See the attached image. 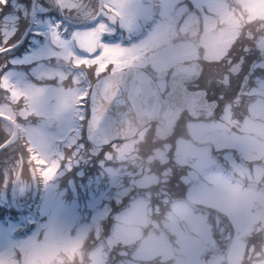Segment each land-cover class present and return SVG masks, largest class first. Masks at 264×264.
<instances>
[{
    "label": "rangeland",
    "instance_id": "rangeland-1",
    "mask_svg": "<svg viewBox=\"0 0 264 264\" xmlns=\"http://www.w3.org/2000/svg\"><path fill=\"white\" fill-rule=\"evenodd\" d=\"M60 1L62 12L76 10L77 17L73 16L75 19L89 18L96 12L94 8H90L93 1L88 3H84V0ZM155 1L106 0L108 10L104 13L111 11L118 14L126 30L135 33L141 29V22L143 26L147 17H152L156 8ZM174 1L176 0H163L161 11L164 19L154 26L148 37L129 47L134 49L138 45V50H145L146 45L155 42L154 40L150 42L152 39H158L156 41L158 46H163L166 38L170 39L171 46L168 49L161 47L160 50L148 53L141 50L139 56L135 57H130L138 53H132L135 50L132 51L131 48L124 50L121 54L128 52L130 55L126 59L130 57L131 63L143 65L151 62L156 69H159L177 58L191 60L203 57L214 61L219 56L226 55L239 30L237 25L242 19L247 22L264 19V0H238L239 4H234L235 6L238 5L240 9L241 6L248 7L245 16L236 14L241 12L239 8L235 9L236 13L234 12L230 1L237 2V0H192L197 6L195 10H189L184 0H177L175 4ZM37 5L35 24L33 23L30 37L26 41L32 40V33L36 31L53 38V43L37 46L24 56L14 54L17 49L1 53L0 69L8 61L15 65L17 63L23 65L25 61L31 62L37 59L39 63L37 66L34 63V72L38 77L56 75L61 77V72L50 67L47 62L53 54L67 57L69 53L67 48L59 49L63 50L60 53H57L59 50L55 51L54 45L58 41L56 32L49 20L44 18L46 16L40 11V4ZM160 6L162 3L158 2V8ZM19 7H12L11 11L25 9L27 14L26 6ZM147 9L149 12H145ZM43 10L47 12L48 7ZM138 10L142 12L141 16ZM16 24V19H3L4 38H0V49L15 40L14 35L18 34L15 31ZM20 26L18 29H21ZM92 32V35H89L90 43L85 37L88 35L86 32L79 30L75 32L84 48L94 47V39L98 33L96 30ZM176 41L183 49L174 46ZM256 44L255 48H264V34L257 35ZM103 54L88 62H95L99 70H106L109 56L107 52ZM82 60L80 59L79 62ZM255 65L264 66V59L256 62ZM17 68L5 70L11 74L10 77L0 76V113L11 118L18 115L26 118L34 109L41 114L55 113L60 117L62 113L57 106L63 105L64 102L70 104L71 90H63L65 94L60 97V90L45 88L50 90L46 93L50 98L47 99L48 104H46L42 100L43 96L33 97V92L39 91V88L33 87L31 84L34 82L27 80L20 67ZM220 74V68L218 71L211 70L210 74L207 73L209 76L212 75L211 77H218ZM213 80L221 81V79ZM253 80L255 82L250 88L245 87L242 95L232 99L234 105L243 104L250 110V114L244 120L238 121V117L232 116L229 102L227 109L222 112L218 120H212L210 123H187L189 136L178 133L174 144L160 143L153 149L148 147L149 152L144 158L138 155L137 146L146 149L143 138L148 129L140 131V136L138 135L134 140L113 142L107 149L113 148L114 151L105 150L103 153L96 151V154L102 153L98 161L99 169L86 179L85 186L81 181H72L71 187L75 196L69 199L63 198L65 192L60 187L56 189L57 184L51 179L70 168L78 170L83 166L84 162L81 161H84V157H79L82 144L76 148H64V143L61 142L62 138L71 142L73 135L68 133L73 124L64 119L56 129L48 130L40 123L37 125L19 123L18 131L22 133V137L19 136L0 155V173L5 174L4 181L0 182V205L18 209V206L27 203L21 211L2 209L9 222L3 224L0 221V264H72L75 260L81 261L83 256H86V264H155L156 262L200 264L202 258H205L207 264H264V243L255 247L251 244L247 254H243L245 243L248 241L247 234L264 230V192H257L264 190V182L261 180V175L264 174L262 169L264 168V74ZM23 90L27 91L29 97L32 95L30 97L32 101L24 104L21 102L23 105L16 106ZM30 106L32 109L29 108ZM69 108L71 109V106ZM65 118L71 121L69 115ZM11 132L12 129L7 122L0 118L2 137H8ZM190 137L201 141L202 144L195 143ZM204 142L206 143L203 144ZM91 145L94 149H100L102 141L91 136ZM212 145L215 149H227L221 153L223 160L218 159L211 151ZM229 148H235L234 155L241 158V164L236 161ZM16 151H21L32 164L38 162L37 168L44 183L43 187H46L39 204L28 199L27 181L23 182L19 190L20 197L13 198L12 186L9 185L8 189L6 178L8 174L10 178L15 176L16 171V168L9 171L8 166L16 163ZM169 152L173 155L175 164L183 163L189 167L181 178L185 181L183 183L180 174L177 173L180 169L176 168L172 171L168 168L171 165L175 166L173 162L166 165ZM252 158L260 159L252 162L246 160ZM156 164L162 165L160 177L163 179L175 177L178 184L174 186V191L181 192L178 196L186 193V205L179 200L173 203V211H168L167 208L164 210L163 206L151 204L149 194L132 193L127 204L114 212L110 232L106 234L105 242L101 243L100 237L103 236L101 234L106 231L101 221L109 212V198L114 197L122 201V196L129 191V188L156 184L158 173L153 172L155 170L153 165ZM76 184L80 186L82 184L85 195L77 194ZM167 191L171 192V188H167ZM159 192L162 193L159 197L164 199L165 191L160 189ZM156 200V203L160 202L158 198ZM188 206L194 211L206 209V215H196ZM162 208L164 213L160 212ZM214 209L223 213L225 223L217 216ZM12 214L18 221L9 218L8 215ZM154 214L157 215L153 217ZM207 215L217 216L215 224L219 226L221 235L229 245L231 244L227 250V246L223 247L220 244L222 241L215 238L212 222L208 220ZM3 222L5 223L6 220ZM24 233L27 235L23 236ZM221 235L219 237L222 239ZM244 237H247V241ZM95 242L96 245L84 255L82 244L92 245Z\"/></svg>",
    "mask_w": 264,
    "mask_h": 264
},
{
    "label": "flooded vegetation",
    "instance_id": "flooded-vegetation-1",
    "mask_svg": "<svg viewBox=\"0 0 264 264\" xmlns=\"http://www.w3.org/2000/svg\"><path fill=\"white\" fill-rule=\"evenodd\" d=\"M104 1L106 2V0ZM88 2H90V0H84V3H88ZM175 3H177V0L174 1V4ZM163 4L164 2H162L161 8H163ZM106 5L107 2L104 6ZM94 7L97 8L95 3L94 5L92 4L90 8L93 9ZM139 9L142 10L140 7ZM106 10H108L107 6L106 9L104 8L103 17L101 21H98L93 26L87 28H76V29L70 28V31L72 32L70 33V31H68L69 34L67 40L69 43L57 37L58 41L55 43V48H54L55 51H58L59 49L67 48L69 53L67 57H61L58 56V54L57 55L53 54L56 61V65L53 69H57L58 71H60L62 76L64 74L63 77L56 75L52 77L54 79H33L35 80V82L31 85L35 88H39V91L35 90L33 92L32 94L33 97L43 96L42 100L45 102L46 101L48 102L47 99L50 100V98H48L46 95V93L50 91L45 89L47 87L52 89L56 88L58 89V91L60 90L62 92L61 93L59 91L60 97L62 94H65L63 93V90H67V89L71 90V94L69 95V98H71L72 100L70 101V104L64 102L62 103L63 105L60 104L57 106L58 110H61L62 113L60 117L55 113L54 114L48 113L45 115V117L55 116L57 118L56 128L60 124H62L64 119L67 120L69 123L73 124L69 131L75 130L76 127H80L82 124H85V118L86 116L89 115V101H90L92 86L94 81L98 79L100 76L110 72H116L123 69L141 66V65L133 64L129 61L130 57L139 56L138 45H136L134 49L129 47L132 44H137V42H134L133 40V36L137 31L135 33L128 32L126 28L123 26L120 16H118V14H115L111 11L108 13H104ZM140 10H138L139 16H141L142 14ZM145 12H149L148 9L145 10ZM64 14L69 19L77 17L76 10L73 9L68 10V12H65ZM94 15L89 18L86 17L78 18L77 21L90 20L94 17ZM161 15L163 16L162 12ZM55 16L57 17L58 15L54 13V17ZM157 23L158 22H156L155 20L151 19V17L148 16L143 26L141 22L140 30H144L147 27L154 28V26ZM261 27L263 28L264 24H262ZM77 30L84 31L88 34L85 35L88 43L91 42L89 40V35H92L93 30L97 31L98 34L97 37L94 39V47L92 49L84 48L85 46L81 43L80 37L76 36L77 34H75ZM247 31L250 32V28H247ZM37 34L38 32H36V35ZM56 35L59 36L58 34ZM153 40L155 41L154 43L149 45L145 44L146 49L149 50L155 46H158V44L156 43L158 39H153ZM164 45L168 47L171 46L169 38H166ZM174 46L179 48L180 50L183 49L182 45H179V42L177 41L174 43ZM130 48L132 49V51L135 50V52L132 53H137V52L138 53L131 55L128 59H126V57L129 56L130 54L128 52L126 54H121V53L124 50H129ZM62 51L63 50H59L57 53H60ZM103 52H107L109 56V58L107 59L108 61L106 63L107 69L99 70V68L97 67V63L95 62L91 63L88 61H90L91 59H95L96 57H100L103 54ZM80 59L83 60L79 62ZM143 65H147L148 67L147 66L144 67L147 68V70L152 75H155V72L162 68H166L170 71L172 63L170 62L168 65L162 66L159 69H156L151 62L146 64L144 63ZM168 78L169 75L165 79ZM188 87L195 92L194 97L191 100V107L189 109L192 113L195 114V113H201V112L205 113V112L213 111V109L210 106L212 104V102H210V99L206 96L207 100L205 101V99L200 95V92L203 91V87L198 82H190L188 83ZM164 90L165 91L169 90L167 81H165ZM53 93L54 92L52 91V95ZM32 95L30 97H32ZM25 97H29V96L27 95V91L23 90L22 96L20 98L24 100ZM47 102L46 104H48ZM70 106L71 109L69 108ZM66 113L67 115H69V117H71V121L70 119L65 118L67 116Z\"/></svg>",
    "mask_w": 264,
    "mask_h": 264
},
{
    "label": "water",
    "instance_id": "water-1",
    "mask_svg": "<svg viewBox=\"0 0 264 264\" xmlns=\"http://www.w3.org/2000/svg\"><path fill=\"white\" fill-rule=\"evenodd\" d=\"M101 2L102 0H100V4ZM35 3L36 0H33L30 21L34 15ZM56 5L58 6L57 0ZM92 24L94 22L78 25L91 26ZM197 67V70L201 71V68ZM133 76L138 79H129L130 73H122L100 79L96 83L95 92L92 95L91 125L107 139L132 137L148 122L161 119L167 108L184 107L189 102L191 95L185 90L183 92L180 89L176 90L173 94H168L163 98L153 82L144 73H134ZM0 117L6 118L2 114ZM16 135L15 126L13 134L1 145L0 149L12 142ZM20 172L19 169L15 187L18 186ZM33 181L36 183L34 174Z\"/></svg>",
    "mask_w": 264,
    "mask_h": 264
},
{
    "label": "snow or ice",
    "instance_id": "snow-or-ice-1",
    "mask_svg": "<svg viewBox=\"0 0 264 264\" xmlns=\"http://www.w3.org/2000/svg\"><path fill=\"white\" fill-rule=\"evenodd\" d=\"M11 3H12V0H11ZM8 7H9V0H0V16H3V18H5L6 20L18 19V17H13L10 13L5 11V9H7ZM55 23L58 26L67 25L68 24V22L66 20H64V19L57 20ZM14 46L15 45L13 43L9 44L8 48L5 49L4 53H7V52L11 51V49ZM17 51H19V49H17ZM7 67H8V65H7V63H5L4 68L0 69V76H3V77H10L11 76L10 73L5 71V69H7Z\"/></svg>",
    "mask_w": 264,
    "mask_h": 264
},
{
    "label": "trees",
    "instance_id": "trees-1",
    "mask_svg": "<svg viewBox=\"0 0 264 264\" xmlns=\"http://www.w3.org/2000/svg\"><path fill=\"white\" fill-rule=\"evenodd\" d=\"M15 1H18V2H23V1H24V2H26V3H29V2H30V0H15ZM5 10H6V9H5ZM238 45H239L240 49L237 50V52L240 53V52H242V51L244 50V49L242 50L243 45H245L244 40L242 39L241 41H239V44H238ZM109 226H110V225L107 223V227H108V228H109Z\"/></svg>",
    "mask_w": 264,
    "mask_h": 264
}]
</instances>
